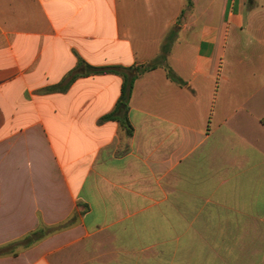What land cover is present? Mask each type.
I'll list each match as a JSON object with an SVG mask.
<instances>
[{"label":"crops","instance_id":"obj_1","mask_svg":"<svg viewBox=\"0 0 264 264\" xmlns=\"http://www.w3.org/2000/svg\"><path fill=\"white\" fill-rule=\"evenodd\" d=\"M184 2L0 0V247L70 223L0 264H178L181 222L264 264V0Z\"/></svg>","mask_w":264,"mask_h":264},{"label":"rangeland","instance_id":"obj_2","mask_svg":"<svg viewBox=\"0 0 264 264\" xmlns=\"http://www.w3.org/2000/svg\"><path fill=\"white\" fill-rule=\"evenodd\" d=\"M205 0H185L184 12L179 21L196 20L203 13ZM217 4H214L216 6ZM181 236L179 240L180 252L176 256L178 264H224L229 262L231 256L220 254H207V222L180 223ZM25 245L18 244L6 248L9 252L20 249Z\"/></svg>","mask_w":264,"mask_h":264},{"label":"trees","instance_id":"obj_3","mask_svg":"<svg viewBox=\"0 0 264 264\" xmlns=\"http://www.w3.org/2000/svg\"><path fill=\"white\" fill-rule=\"evenodd\" d=\"M155 64L152 65H145L142 66L141 68H139L140 71H144V70H148L151 68H154ZM167 67V72L169 77H171L172 79H178L175 75V73L173 72V70L171 69L170 66H166ZM112 70H116L115 67H93L91 69V71L93 72H108V71H112ZM77 77V74H72L69 75L67 77H65L63 79V81L57 85H52L50 87H48V90L51 91H55V90H65L67 89L70 84L75 80V78ZM135 76H129L127 74L124 75V83H123V89H122V95L117 103L116 108L113 110V112L106 114L102 117V120H108V119H116L119 120V122L121 123V125L125 128L126 132L128 134H132L133 132V127L128 119L127 116V111L129 108V98H130V94L132 91V87L135 81ZM72 222V221H71ZM68 224V222H64L52 227H47L45 225H41L37 230L27 234L25 237H23L20 240H17L15 242L10 243L9 245H6L5 247H0V254H4L6 253V248L11 247V246H15L18 244H23V245H30L33 242L39 240L40 238H42L43 236L47 235L49 232H54L57 230H61L63 228H65Z\"/></svg>","mask_w":264,"mask_h":264}]
</instances>
